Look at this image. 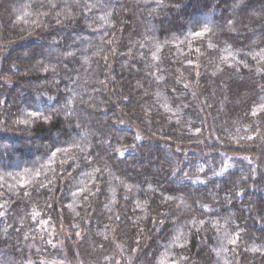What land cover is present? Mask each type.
<instances>
[{"label":"clouds","instance_id":"obj_1","mask_svg":"<svg viewBox=\"0 0 264 264\" xmlns=\"http://www.w3.org/2000/svg\"><path fill=\"white\" fill-rule=\"evenodd\" d=\"M0 264H264V0H0Z\"/></svg>","mask_w":264,"mask_h":264}]
</instances>
